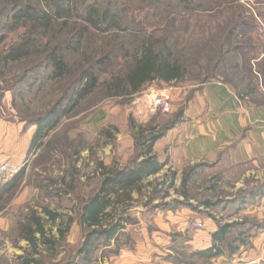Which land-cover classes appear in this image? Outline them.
Here are the masks:
<instances>
[{
  "label": "rangeland",
  "instance_id": "rangeland-1",
  "mask_svg": "<svg viewBox=\"0 0 264 264\" xmlns=\"http://www.w3.org/2000/svg\"><path fill=\"white\" fill-rule=\"evenodd\" d=\"M93 1H97L100 9H104L108 1L117 3V6L125 11L129 26L136 30V33L130 34L127 31L105 35L96 33L101 42L107 43L106 54L111 53V63L102 66L99 85L94 92L81 99L69 115L62 117L37 150L31 152L27 149L37 129V126L30 125L28 120L50 110L66 93L68 84L78 74L72 72L64 80H54L49 78L51 67L48 64L28 74L27 69L35 65L33 61L12 63L5 67L4 74L0 72V117L7 121L10 133L8 160L16 162L21 167L14 176L16 178L19 175L14 186L0 199V211L8 221L7 230L0 228V242L4 243L7 240L17 249L20 225L33 211L43 214V209L48 208L74 216L76 220L59 249L56 252L45 251L44 254L48 255L47 264H66L72 259H79L77 251L84 240L85 232L77 222L75 211L82 200L99 187L101 182L99 165L128 163L135 155V130L149 123L153 117L168 118L181 107L179 105L181 102L172 98L173 91L179 88L189 91L191 87L195 89L196 86H200L202 84L200 69L213 76L211 67L218 58L215 53L221 49V43L233 22L239 21L235 17L242 16L249 24L238 29L241 30L240 33H237L231 45L225 46L224 51L233 49L237 44H243V49L239 52L241 58L237 55L242 61V66L240 69L232 67L229 61L235 59V53L227 52L226 59L229 60L217 73L215 72L216 75L210 78L209 83L225 82L235 94L249 85H255L258 92L250 96L249 101L255 96L260 100L264 95V80L258 73L263 64L257 63V59L260 60L264 56V0H196L195 3L200 6L195 9L185 8L179 0H89L90 3ZM3 3L4 0H0V9ZM79 3L81 6V0ZM2 21L4 20L0 19V56L11 46L21 42L25 32V27L3 28ZM76 23H80L78 18L67 20L62 38L68 34L69 29L76 26ZM176 29L178 32L173 37L175 52L186 46L188 48L187 57L191 73L186 80L169 84L154 81L132 96H117L107 91L103 80L129 61L114 50L112 36L127 39L126 53H132L139 40L150 36L163 38ZM192 36L195 40L190 44ZM175 37L178 38L177 41L174 40ZM206 37L211 40L207 41ZM41 38L46 42L48 40L46 35ZM210 49H214V52L209 54ZM68 57L69 60L79 63L84 55L71 52ZM24 73L28 74L29 81L38 75L47 78H44L38 88L29 90V94L20 95L25 86L20 85L18 80ZM162 90L167 91L172 101V109L168 114H161L159 110L152 112L144 104L145 97ZM215 159L216 157L200 161L211 163ZM200 161L183 163L180 182H176L167 196L160 195L152 202L147 201V197L141 198L133 208L134 221L127 226L129 239L126 246L118 254L105 258L102 250H98L89 264H208L204 260H199L193 253L203 249L200 236L209 234L211 223L216 225V230L218 221L240 222L249 219L250 223L244 228L250 224L254 227L251 239L254 247L255 238L263 232L254 225L255 223L264 225V213L256 210L260 200L238 208L239 211L236 210L239 206L234 204L204 208V213H199L189 206L177 210L158 208L157 205L162 201L184 198L180 192L183 171ZM228 166L225 160L214 168L202 166L190 183L192 191L197 187L202 189L207 184L209 176L218 173L221 179L218 184L220 192L218 196L226 199L233 198L240 189H249L252 185L264 181V158L240 167ZM76 170L78 172L74 176L72 173ZM174 171L177 172V168ZM61 179L69 183L70 187L66 193L60 187ZM152 179L155 180L156 177ZM135 196L138 197V194ZM200 197L204 196H191L189 201L198 205L203 199ZM182 211L191 212L188 215L189 224L184 230L178 223ZM196 222H201L202 226L197 227ZM48 227H52V231L58 237V225L50 223ZM253 247L242 251L234 258H228L230 263L245 264L256 257ZM22 252L28 255L29 250ZM0 264L22 263L14 252L13 256L5 253L0 255ZM261 264H264V261L261 260Z\"/></svg>",
  "mask_w": 264,
  "mask_h": 264
},
{
  "label": "trees",
  "instance_id": "trees-1",
  "mask_svg": "<svg viewBox=\"0 0 264 264\" xmlns=\"http://www.w3.org/2000/svg\"><path fill=\"white\" fill-rule=\"evenodd\" d=\"M179 1L187 9H195L200 6L195 3L196 0ZM117 5L114 1H108L104 9H100L97 1L90 3L89 0H81V6L79 0H4L0 9V19L4 20L2 21L3 28L25 27V32L21 42L11 46L0 56L1 74H4L6 66L27 61L35 62L34 67L27 69L28 74L46 64L51 67L49 78L54 80H64L72 72L78 74L68 84L66 93L50 110L28 120L30 125L37 126L30 144L31 152L37 150L43 139L58 125L62 117L69 115L79 104V101L93 93L99 85L101 68L103 65L111 63V53L106 54L108 53L106 51L107 43L101 42L96 33L104 35L122 31H127L130 34L136 33V30H132V27L129 26V21L125 18V11ZM73 17L78 18L80 23H76V26L69 29L68 34L62 38L65 34L67 20ZM235 18L239 21L233 22L221 43V49L215 53L218 58L211 67L213 76L210 75L211 73L201 71L202 69L199 70L202 75L200 86L209 84L210 78H213L217 71L227 63L229 60L226 59L227 52L235 53V59L229 61L232 67L241 68L242 61L239 59L241 58L239 52L243 49V44L233 46L231 50L234 51H224L225 46L231 45L233 39L237 37V33H240L241 30L238 29L249 24L247 20L242 19V16ZM59 21L63 23H57ZM177 32L178 29L172 30L163 38L150 36L141 39L132 53H126L127 39L122 40L120 37L112 36L114 50L129 61L116 72L111 73L109 78L103 80L106 83L107 91L112 95L132 96L141 92L147 84L154 81L169 84L186 80L191 73L189 57H187L188 48L186 46L175 52L173 37ZM43 35L48 36L47 42L41 38ZM193 38L192 36L190 44H193V40H195ZM177 39L174 38L176 41ZM206 39H208L207 41L211 40L208 37ZM213 50H208L209 54L214 52ZM71 52H78L82 56L84 55V58L79 63L69 60L68 56ZM257 63L263 64L258 73L264 80V56L260 60L257 59ZM28 74L24 73L18 80L20 85L25 86V89L20 91V95L29 94V90L38 88L45 80L44 78H47L38 75L29 81ZM224 84L227 83L224 82ZM257 92V86L249 85L236 94L244 99L254 96ZM253 98L254 101L260 102L256 96ZM160 113L163 112L160 111ZM184 114L185 109L182 106L168 118L153 117L149 123L141 125L135 130V155L128 163L112 166L102 163L99 165L101 177L99 187L89 197L83 199L75 211L77 222L85 232L84 240L77 251L79 259H72L66 264H89L98 250H102L104 257L118 254L129 239L127 226L134 221L132 213L135 204L143 197H147V201L152 202L160 195L167 196L169 190L175 187L177 172L174 170H169L162 178L151 181L147 179L159 173L165 165V162L160 160L155 151L156 142L168 130L181 122ZM236 147L237 143L220 151L211 163L200 161L185 169L180 188L184 198L162 201L157 205L158 208L177 210L189 206L199 213H204V208H214L220 204H234L239 206L236 207V210L239 211L240 208L263 198L264 181L252 185L249 189H240L233 198L219 197L218 184L221 181L219 173L209 176L207 184L202 189L197 187L192 191L190 183L202 166L214 168L224 160L229 164V168L255 163V160L240 158L235 152ZM263 158L259 157L257 160ZM77 172L76 170L72 174L75 176ZM17 177L0 186L1 195L14 186ZM60 184V187L63 188L62 191L66 193L70 187L69 183L65 179H61ZM136 193L138 197L135 196ZM191 196L204 197H200L203 198L202 201L198 202V205H194L189 201ZM210 216L213 217V214ZM75 220L72 215L48 208L43 209V214L35 211L28 214L20 225L19 236L29 241L30 249L28 255L19 257V261L22 264H47L48 255L44 254L45 251L56 252L59 249ZM249 221V219L240 222L221 223L218 221L217 229L211 234V245L199 249L193 254L199 260H204L209 264L214 258L225 256L231 259L242 251L251 249L254 227L250 224L244 228L250 223ZM50 223L58 225V237L53 233L52 227H48ZM255 224L254 226L259 230L264 231V225Z\"/></svg>",
  "mask_w": 264,
  "mask_h": 264
},
{
  "label": "crops",
  "instance_id": "crops-1",
  "mask_svg": "<svg viewBox=\"0 0 264 264\" xmlns=\"http://www.w3.org/2000/svg\"><path fill=\"white\" fill-rule=\"evenodd\" d=\"M192 89L193 87L188 91L179 88L173 91L172 98L181 102L179 104L181 107L184 106V118L156 142L155 151L165 165L159 173L149 177L148 181L155 177L162 178L169 170L177 168L176 182L179 183L185 161L195 162L215 158L220 151L236 143L235 152L240 158L256 162L259 157H264L263 95L260 97V102L249 101L248 98H240L228 85L219 81ZM9 136V125L0 117V159L2 160L8 159L9 156ZM27 149H30V146ZM1 196L0 194V199ZM256 210L264 213V197L260 199ZM189 214L190 211L180 213L178 223L183 230L189 224ZM209 227V234L200 236L202 248L211 245V233L215 231L216 225L211 223ZM0 228L8 229V221L1 211ZM53 233L55 234L54 231ZM16 247L17 249L7 240L4 243L1 241L0 255L5 253L13 256L15 252L19 258L24 255L23 250L30 249V243L20 237ZM253 251L256 257L250 260L264 261V231L255 238ZM212 263L231 264L225 256L214 258Z\"/></svg>",
  "mask_w": 264,
  "mask_h": 264
},
{
  "label": "built area",
  "instance_id": "built-area-1",
  "mask_svg": "<svg viewBox=\"0 0 264 264\" xmlns=\"http://www.w3.org/2000/svg\"><path fill=\"white\" fill-rule=\"evenodd\" d=\"M144 104L154 112L157 110L163 113H168L172 109V101L166 90L153 93L151 96L145 97ZM21 169L20 165L16 162L9 161L8 159H0V186L10 181ZM197 227H201V222H196ZM245 264H261L259 259L250 260Z\"/></svg>",
  "mask_w": 264,
  "mask_h": 264
}]
</instances>
